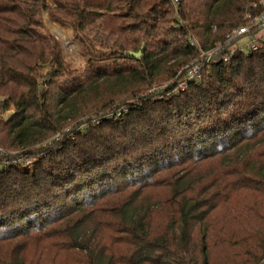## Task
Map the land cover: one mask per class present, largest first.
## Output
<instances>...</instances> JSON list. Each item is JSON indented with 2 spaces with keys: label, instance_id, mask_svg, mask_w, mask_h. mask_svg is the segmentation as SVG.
<instances>
[{
  "label": "trees",
  "instance_id": "trees-1",
  "mask_svg": "<svg viewBox=\"0 0 264 264\" xmlns=\"http://www.w3.org/2000/svg\"><path fill=\"white\" fill-rule=\"evenodd\" d=\"M262 1L59 0L50 14L91 64L76 76L39 2L0 0V144L39 159L31 169L0 167V264H264V233L251 231L261 204L246 205L243 218L244 202L219 225L209 220L226 192L210 193L201 167L248 155L235 166L242 179L225 188L264 191V161L252 160L264 155L260 29L250 32L259 50L213 61L202 84L171 100L140 94L186 73L199 55L192 36L202 49L216 46L262 14ZM7 24L19 28L11 41L1 34ZM132 105L120 119L78 127L99 109ZM215 234L233 250L218 260Z\"/></svg>",
  "mask_w": 264,
  "mask_h": 264
},
{
  "label": "rangeland",
  "instance_id": "rangeland-1",
  "mask_svg": "<svg viewBox=\"0 0 264 264\" xmlns=\"http://www.w3.org/2000/svg\"><path fill=\"white\" fill-rule=\"evenodd\" d=\"M59 0H37L39 2L38 5V16L39 20L42 21L43 25L46 26L50 34L55 36L58 41L61 44V47L64 51V53L67 54L68 57L74 58V67L73 72L71 75H79L82 72H85L91 68V64H89L84 56V52L82 51L80 41L75 38V33L72 31L71 27L67 25V23L62 22V21H56L52 18L50 14L51 9H55L57 6H59ZM47 5V7H45ZM12 19H21V14L18 12H14L13 14H10ZM4 28L1 31L2 38L5 41H11L12 37L15 36L16 34L19 33V28L17 26H12L13 28ZM257 37H261L262 41L264 42V28L261 29L257 33ZM261 44V43H260ZM6 47V46H4ZM232 59V58H231ZM96 63V62H94ZM100 61L96 63V65H100ZM181 72V71H180ZM180 72H178L180 74ZM176 75L175 78L169 79V80H157L151 82V85H148V87H145L143 90L140 91V94L142 97H148L152 98L151 96H156V97H165V99H168L172 97H178V93L186 92L188 89H190L191 85L194 83L196 85H200L203 83L202 82H192L189 84H185L184 80L185 78L182 76L180 77ZM204 74V73H203ZM148 88V89H147ZM180 95V94H179ZM114 101V104L119 103L122 101L121 98H117ZM132 107H135L134 105L132 106H124L120 109H107L106 107L99 109L101 112L96 115L95 117L91 116L92 118L88 120V122L85 125H81L78 123V127H84L87 126V124L91 123L94 124V126L99 125L102 123V121H105L107 119H120L121 116H126L128 112L134 110L135 108L132 109ZM106 108V109H105ZM104 109V110H103ZM97 110V112L99 111ZM103 110V111H102ZM77 123L71 124L70 126L67 127V129H64L62 132H66L69 130L70 127L75 128ZM79 128V129H80ZM62 132L56 133L55 135L51 136L44 142V144H52L54 140L59 139V137L62 135ZM4 146H7L4 144ZM261 149V148H259ZM23 150H11V149H6L3 147V145L0 144V154H3L6 157H3L1 162H0V167L3 168V166H19L21 168H27L31 169L34 168L38 157L34 158H20V155ZM44 152L42 153V155ZM234 155L232 159H230V155L228 157L222 156L220 158L216 157L211 159L207 163L201 164V167L203 168V176H205V185L207 189H209L210 193L217 190L218 188H222V190L219 192L220 194L223 192H226L223 194L225 196L224 201L222 200L217 206V208L212 212L209 220L215 219L216 224H220V219L222 221L224 220L225 216H227V211L235 207L237 204H241L244 202L243 207L240 209V212L242 213L241 217L247 216V211H246V205H250V203H253L255 200H258L259 203L261 204V209L258 208H253V213L262 218L263 221L260 222L258 226V222L254 221L252 224V229L251 231L257 234H262L264 233V191L263 190H257L254 189L251 185L248 187H231L230 189L229 186L230 184L233 183H239L238 180L242 179L243 176H241V173H238L239 171L236 170L235 166L239 163H244L245 157L248 158V155H241V158L235 157ZM259 159L260 162L264 161V155L258 156V155H253L252 160ZM240 165V164H239ZM202 172V171H201ZM241 176V177H240ZM221 180H218L215 184H212V178H218ZM229 184L227 188H225L226 183ZM230 195V196H229ZM227 198V199H226ZM247 198V199H246ZM226 199V200H225ZM252 211V209H250ZM163 215V213H162ZM161 215V216H162ZM164 215L167 216L168 212H164ZM252 218V213L249 215ZM258 219V218H257ZM239 222L231 223L233 225H237ZM214 247L217 250V254L214 256L216 260L219 258H223L224 254L226 252H233L231 247L224 241H219L218 240V235H214ZM223 251V252H222Z\"/></svg>",
  "mask_w": 264,
  "mask_h": 264
},
{
  "label": "built area",
  "instance_id": "built-area-1",
  "mask_svg": "<svg viewBox=\"0 0 264 264\" xmlns=\"http://www.w3.org/2000/svg\"><path fill=\"white\" fill-rule=\"evenodd\" d=\"M175 7L180 3V0H170ZM264 4V0L262 1ZM255 6V4H253ZM254 28L260 30L264 28V12L249 21L248 24L240 28H234L226 34L225 40L220 44L208 49H202L196 37L190 38V44L199 49V55L191 64L186 67L184 83L202 82L204 80V69L210 63L216 60L228 62L234 56L235 52H243L247 55L253 51H257L262 47V43L250 35ZM246 36L247 39L240 40V37ZM261 43V44H260ZM224 49L226 51L221 53Z\"/></svg>",
  "mask_w": 264,
  "mask_h": 264
},
{
  "label": "water",
  "instance_id": "water-1",
  "mask_svg": "<svg viewBox=\"0 0 264 264\" xmlns=\"http://www.w3.org/2000/svg\"><path fill=\"white\" fill-rule=\"evenodd\" d=\"M127 54L136 58H140L142 56V51L141 50L138 52L129 51Z\"/></svg>",
  "mask_w": 264,
  "mask_h": 264
}]
</instances>
